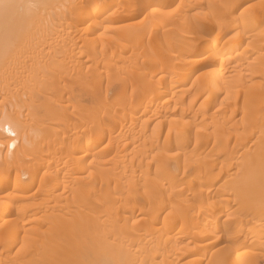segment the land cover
I'll use <instances>...</instances> for the list:
<instances>
[{
    "label": "bare ground",
    "instance_id": "bare-ground-1",
    "mask_svg": "<svg viewBox=\"0 0 264 264\" xmlns=\"http://www.w3.org/2000/svg\"><path fill=\"white\" fill-rule=\"evenodd\" d=\"M0 264H264V0H0Z\"/></svg>",
    "mask_w": 264,
    "mask_h": 264
},
{
    "label": "rangeland",
    "instance_id": "rangeland-1",
    "mask_svg": "<svg viewBox=\"0 0 264 264\" xmlns=\"http://www.w3.org/2000/svg\"><path fill=\"white\" fill-rule=\"evenodd\" d=\"M209 23H207L206 25H208Z\"/></svg>",
    "mask_w": 264,
    "mask_h": 264
}]
</instances>
